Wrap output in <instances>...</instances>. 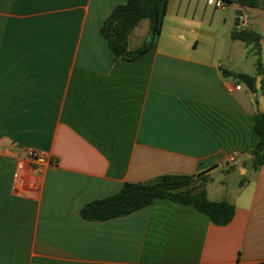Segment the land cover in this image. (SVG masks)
<instances>
[{"label": "crops", "instance_id": "obj_1", "mask_svg": "<svg viewBox=\"0 0 264 264\" xmlns=\"http://www.w3.org/2000/svg\"><path fill=\"white\" fill-rule=\"evenodd\" d=\"M125 1L0 0V264H264V164L245 165L264 101L227 73L255 72L183 42L200 31L201 0H169L153 45L115 58L100 26ZM241 11L239 30L250 28ZM147 31L140 21L128 48ZM200 173L206 195L214 175H238L219 199L235 207L227 225L168 199L80 216L125 182Z\"/></svg>", "mask_w": 264, "mask_h": 264}, {"label": "trees", "instance_id": "obj_2", "mask_svg": "<svg viewBox=\"0 0 264 264\" xmlns=\"http://www.w3.org/2000/svg\"><path fill=\"white\" fill-rule=\"evenodd\" d=\"M169 0H126L116 5L100 26V33L106 40L115 58L132 61L148 50L160 34ZM233 3L237 9L261 8L264 0H222ZM147 20L148 31L143 42L135 49L128 48V37L140 21ZM230 37L246 45H251L255 54V74L231 73L239 79L247 91L257 96L259 92L264 101V65L261 60V35L250 28L231 31ZM260 80L257 84V77ZM253 130L257 135L255 146L248 152L245 165L257 171L264 164V110L256 111L253 116ZM209 178L197 175L165 174L146 182H125L113 195L92 200L83 205L80 216L86 220H105L128 215L155 201L168 199L179 205L191 206L204 214L215 226L227 225L234 216L232 203L210 200L205 191ZM245 180L239 181V186Z\"/></svg>", "mask_w": 264, "mask_h": 264}, {"label": "rangeland", "instance_id": "obj_3", "mask_svg": "<svg viewBox=\"0 0 264 264\" xmlns=\"http://www.w3.org/2000/svg\"><path fill=\"white\" fill-rule=\"evenodd\" d=\"M201 1L204 3V17L200 31L195 33L192 30L189 34L187 31H183V42L191 47L196 40L197 48L208 51L210 54L214 53L215 49L220 56L218 62L222 64L223 69L232 68L230 70L254 74L255 54L252 46L229 38V34L233 31V21L232 25H230V22L235 18V4L224 3L222 8H213L207 6L205 0ZM247 13L250 29L260 33L264 11L260 7L248 8ZM211 18L212 21H210ZM224 18L227 20L225 24L223 22ZM209 22H212L210 27H208ZM224 29L226 30L225 37H223ZM233 74H229V78L239 81ZM237 176L236 173L230 177L227 175H214L213 180L207 186V196L219 200L223 196L222 192L227 187L228 195L226 198H229L234 192V181Z\"/></svg>", "mask_w": 264, "mask_h": 264}, {"label": "built area", "instance_id": "obj_4", "mask_svg": "<svg viewBox=\"0 0 264 264\" xmlns=\"http://www.w3.org/2000/svg\"><path fill=\"white\" fill-rule=\"evenodd\" d=\"M205 4L213 8H222L224 5V2L222 0H205ZM234 88L239 89V86H235ZM25 154H26V157L32 161H37L39 158V154L36 151H33L31 149L27 150Z\"/></svg>", "mask_w": 264, "mask_h": 264}, {"label": "water", "instance_id": "obj_5", "mask_svg": "<svg viewBox=\"0 0 264 264\" xmlns=\"http://www.w3.org/2000/svg\"><path fill=\"white\" fill-rule=\"evenodd\" d=\"M241 17H242V11L240 9H237L235 11V19H234V23H233V31L239 30Z\"/></svg>", "mask_w": 264, "mask_h": 264}]
</instances>
